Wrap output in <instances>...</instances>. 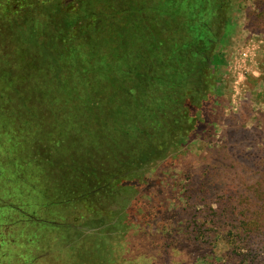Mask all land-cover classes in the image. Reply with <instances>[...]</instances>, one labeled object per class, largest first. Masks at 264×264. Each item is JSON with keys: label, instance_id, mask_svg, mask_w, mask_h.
<instances>
[{"label": "trees", "instance_id": "obj_1", "mask_svg": "<svg viewBox=\"0 0 264 264\" xmlns=\"http://www.w3.org/2000/svg\"><path fill=\"white\" fill-rule=\"evenodd\" d=\"M231 4L0 0V145L19 177L35 162L54 207L99 214L205 122Z\"/></svg>", "mask_w": 264, "mask_h": 264}, {"label": "rangeland", "instance_id": "obj_2", "mask_svg": "<svg viewBox=\"0 0 264 264\" xmlns=\"http://www.w3.org/2000/svg\"><path fill=\"white\" fill-rule=\"evenodd\" d=\"M221 50L205 122L99 214L55 210L0 145L2 262L264 264V0H232Z\"/></svg>", "mask_w": 264, "mask_h": 264}, {"label": "flooded vegetation", "instance_id": "obj_3", "mask_svg": "<svg viewBox=\"0 0 264 264\" xmlns=\"http://www.w3.org/2000/svg\"><path fill=\"white\" fill-rule=\"evenodd\" d=\"M4 257H5V255H0V264H4L2 261H4L3 259H4Z\"/></svg>", "mask_w": 264, "mask_h": 264}]
</instances>
